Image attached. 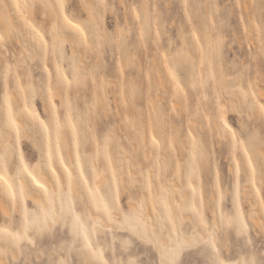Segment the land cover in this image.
<instances>
[{"label": "rangeland", "instance_id": "rangeland-1", "mask_svg": "<svg viewBox=\"0 0 264 264\" xmlns=\"http://www.w3.org/2000/svg\"><path fill=\"white\" fill-rule=\"evenodd\" d=\"M92 1H95V3L100 2L96 3V5L102 2L108 5L107 9L103 7L97 8L98 21H94L88 16L86 9L79 0H62L65 7L62 11L61 20H64V15H67L69 19L84 28L85 34L88 37L87 43H84L80 33L76 30H74L76 32H72L73 30H70V26L63 28L68 37L75 39L76 34L79 37L76 36L79 41L75 39L77 41V48L75 47L77 52L75 51V53L71 51V44H62L60 40H57L55 46L53 45L51 25L55 18L50 15H47L48 17L44 16V8L42 10L43 6L41 4L37 3L35 6L33 12L35 17L34 15L25 14L29 18L28 22L45 33V39L49 43L44 51L41 46L31 44L32 47L35 46L39 47L40 50L42 49V54H39V48L37 51L34 47L35 52L37 51L35 59L31 60L29 57H26L24 61L20 60L22 47H20L21 43L17 42V38L0 46V51H2L0 52V60L2 59L0 61V116L3 115L5 109L3 73L7 72L8 75L7 94L9 95L13 110L19 113L21 106L16 95H23L24 102L27 101L30 105L29 111H33L35 107L46 123L52 121L51 114L53 108L47 105L48 111L44 110V107H46L45 102L48 101L44 97L50 96L48 92L50 84L53 89V85L56 82L60 83L66 90L67 100L65 105H61L59 98L55 97V111L58 115H61L62 125L63 123L65 124L64 127L68 129L73 139V145L78 148L82 162L81 171L88 181V185L92 186L95 176L101 179L102 183L99 184V189H101L100 195L105 194L110 182L108 179L110 178V172L107 173L108 171H106L109 170L107 167L108 162H105L107 161L106 155L113 154L112 157L116 155V141L122 143V146L124 145L129 148L128 143L130 139L128 134H135L140 122H147L151 125L155 133L154 135L161 146L167 142L164 130L166 127H170V125L173 126L171 129L174 132L176 128L179 129V138H183L187 134L186 141H188L190 138L188 135L191 134L194 142L196 141L194 143L195 147H198L199 144L197 142L201 141L207 150L206 162L197 153L193 155V165L195 166L193 180H195V183L197 182V170L201 173V194L204 202V215L206 217L211 216L213 208L216 207L217 200H220L219 212L223 209L225 213L231 214L235 182L237 181L235 179L234 168L231 169V167L233 165L237 169V165H239L241 207L245 209L249 216L248 223L254 247L260 249L261 244L264 243V232H261L260 227L250 218L251 206L248 199H254L252 201L257 203V192L254 188H252V191L254 190L255 193L254 191L252 193L251 190L248 192L251 189L250 187L253 186L249 185L248 177L250 175L248 174L250 171L248 172L246 169L248 166H245L248 163H244L246 162L244 161L246 156L243 147H249L250 149L249 155L253 157V164L257 168L256 184L258 188H261L264 185L261 184L256 157L253 154V146L259 147L260 145V148H262V145L257 137L254 141L255 143L253 142V146L247 143L244 146H235L236 161L234 162L232 159L233 143L231 138L229 136L223 139L217 135L214 128V120L218 117L219 110L224 108L227 109L226 112L228 111L231 124L239 128L242 117L237 112L232 111V107L229 108L232 103L230 104L229 101L231 100L227 99V97H236V94H238L239 98H232L233 102H238L239 99H242L240 97V89L247 87L248 80L257 79L258 84L264 87V53L260 50V31L257 28V25H261L262 20H264V0H124L125 3L121 0ZM12 2H17L22 6V0H13ZM12 2H9V4L12 5ZM13 13L15 14V12ZM137 13L140 16L139 20L136 19ZM13 16L18 18L19 15L15 14ZM26 17L23 16L21 19H26ZM44 18H46V21L43 20ZM16 21L18 22L17 24H21L22 28H24L21 31V25H18L19 32H24V37H28L29 35L32 37V33L29 34L32 31L31 28L28 27L30 31H27L25 27L27 25L23 20L16 19ZM181 23L182 26H180ZM189 25L192 26V29L191 27L189 28ZM2 28L3 26L0 24V29ZM182 28L195 39L194 46L197 57L192 58L195 60V65L187 60V57L191 56L181 50L183 40L179 30ZM121 32L124 33V39L121 42H115L111 39L114 33L119 35ZM193 32H195V36ZM97 34L104 39L98 40ZM196 37H199V42H197ZM208 37L211 39L209 43L207 41ZM70 39L74 41V39ZM218 39L222 40V45L217 49L215 41ZM154 53L158 56L156 59L158 58V60H161V63L163 62V81L166 82L168 79L167 84L165 83L164 86L171 85L169 88L160 87L153 66ZM165 56L168 57L167 60H165ZM201 61H203V66H201ZM73 63L79 66L82 72H92L95 70V83L89 79L86 84L82 83L80 86H77L73 83L71 86H68L63 81L61 73L69 75V78H71L70 71ZM174 64L180 65L178 73L179 88H177L176 82L172 80L169 74V68L173 67ZM58 66L60 69L59 73L57 71ZM201 74H203L206 81L209 80L210 76L214 75L215 81H209V87H200L199 77ZM38 75L42 78V82L41 80L39 81L41 78L38 79ZM255 75H257V78H255ZM194 77L197 84L195 88L192 87ZM238 78L239 80L241 78L243 81L239 82ZM220 79H223L227 84L225 91H221L219 87ZM260 81L261 83H259ZM45 83H47L46 89L43 88V86H46ZM40 86L42 88H39ZM167 92L171 94L168 95ZM228 92H231V94H228ZM254 92L257 99H260L264 95L259 94L256 89H254ZM175 93L176 95L178 93L181 101L184 97L183 101L187 102L185 108H182L181 104L177 103L176 99L178 97H175ZM171 101H176V104L172 105ZM116 103L121 106L122 115L116 112ZM90 109L91 111H89ZM66 111L71 112L72 124H75L77 127V135L75 137L72 134L71 125L67 124L64 120L63 114ZM256 114L258 118L255 115V119L253 118L254 120L251 121H248L247 116L243 117L246 133L247 125L250 124L252 131L259 134L261 122L259 113L257 112ZM191 115L195 116L197 120L191 118ZM30 122L34 130V125L36 126L37 123L34 121L33 123L32 119ZM101 126L106 130L110 129L113 133V138L107 150L103 146L102 137L94 139L92 132L89 131V129L94 131ZM36 127L37 129L35 128L34 132H37L36 135H38L39 142L43 145V130L38 125ZM186 130L188 131L187 133ZM54 132H56L55 124L52 121L48 128V133L53 137ZM176 139L174 138V140ZM244 139L247 140V135ZM13 142L15 143L17 165L20 163V154L22 153L24 162L29 166V170L35 172L39 166L40 156L43 152L41 146L35 147L32 145L31 140L24 138L23 145L19 151L16 142ZM52 142L54 143V141ZM98 142L99 148L97 146ZM2 143L3 140H0V154L5 151V145L7 144L4 145ZM59 147L61 149L63 164L66 167H70L73 164L72 153L60 138ZM90 151H94L96 154V166H92L88 160ZM55 157L54 163L57 161L58 163H56L60 165L57 157ZM114 158L113 160H115ZM182 159L184 158L182 157ZM149 162V164L152 163V161ZM56 163L55 166H57ZM184 163L183 160L182 164ZM58 167L57 169H59ZM170 167L165 172V175H157L154 172L156 167H152V172H154L152 173V179H154L152 185L158 181L157 179L166 180L167 174L172 177V170L174 169L172 166ZM60 174H62L61 171ZM8 175L14 177L15 170H11ZM63 178L65 177L63 176ZM124 178L125 180H129L127 176ZM140 179V182L137 181L138 183L135 184L136 186L132 183L130 184L131 192L121 184L120 180L118 181V185L116 182L111 184L113 192H115L117 186L119 187L121 200L124 205H127L129 200H133L137 206H139L141 201H145V197L142 195V190L146 186L144 175H141ZM180 181H185L184 175H181ZM217 183L218 186H216ZM64 185H66L65 182ZM244 189L247 190L246 194L243 192ZM150 190L151 195L155 198V204L159 205L155 189L151 186ZM195 192L196 196H198V191ZM73 195L78 203L79 195L74 191ZM246 195L248 196L247 198ZM222 196L223 200H221ZM255 206L258 207L257 204ZM261 211H258V213L256 211V214L262 218ZM155 213L158 214L156 209ZM20 218L21 211L19 208L15 210L12 208L10 216L8 215L7 217L0 208V226L4 225L6 220L13 225H18ZM152 226L158 232L160 231L161 226L158 223ZM181 227L184 229L186 235H192L193 226L188 222L182 223ZM230 231L234 240L235 231L231 229ZM166 232L165 230L164 235H166ZM63 238H66L64 228L58 225L54 230L53 236L51 238L45 236L43 243L45 247H50L52 244L58 245L61 243ZM112 238L113 233H107L108 242H111ZM98 239H104L103 231L98 235ZM144 258L148 259L149 257ZM185 258L197 262L201 259L195 250L186 253Z\"/></svg>", "mask_w": 264, "mask_h": 264}, {"label": "snow or ice", "instance_id": "snow-or-ice-1", "mask_svg": "<svg viewBox=\"0 0 264 264\" xmlns=\"http://www.w3.org/2000/svg\"><path fill=\"white\" fill-rule=\"evenodd\" d=\"M61 11L64 9L62 0H59L57 5ZM35 5L19 3L9 5L0 0V20L3 22V28L0 29V46L7 44L14 38H18L19 29L13 20V9L15 14L21 17L24 16V11L29 8H34ZM44 7H56L45 4ZM86 7H89L86 5ZM93 8L103 7L107 9L108 5L101 4L92 6ZM135 11V9H133ZM93 19L99 20L95 11L91 12ZM136 19L140 16L137 13ZM64 20L80 33L84 43H87V35L84 28L79 24L74 23L67 15H64ZM24 23L31 28L33 40L39 38V43L43 48H47L48 40L45 39V33L38 31L27 19ZM260 31V50L264 53V20L261 25H257ZM195 36V32H193ZM70 37L62 35L60 30L54 25L52 30V42L60 40L62 44L68 43ZM97 39H104L97 34ZM115 42H121L124 39V33L113 34L112 38ZM199 42V37H196ZM217 49L222 45V40L215 41ZM168 57L165 56V60ZM187 60L195 65V60L192 57H187ZM203 66V61H201ZM60 72L59 66L57 67ZM180 65L174 64L169 68V74L177 88L180 87L178 73ZM69 75L61 73V77L68 86L75 83L80 86L86 84L89 79L95 83V70L92 72H82V69L73 63ZM4 80V102L5 109L0 116V140L9 141L5 145V151L0 154V189L11 201L13 210L19 208L21 210V218L18 225H13L7 220L4 225L0 226V264H264V243L260 249L254 247V241L249 235V216L244 208L241 207L240 199V169L237 165V190L232 199L231 214H227L220 210L217 218L215 208L212 210L210 217H206L202 212L193 207V211L199 217V230H193L192 235H186L182 227H178L171 213L168 220L171 222V227L167 228V235H164L165 229L159 232L155 227L150 225V216L145 214L146 202L141 201L139 206L129 200L127 205H124L121 200L120 190L117 186L115 192L112 191L111 184L116 182L118 178L113 172L111 181L104 195H98L101 191L99 188L87 189V196H84L82 191L79 194V202L77 203L73 195V177L68 173L67 185L61 183V177L56 176L53 189L50 191L46 186L47 182H42L41 179L34 175L29 170V166L24 163L23 154H20V164L16 163L15 142L21 138V125L24 124L25 132L27 133L31 125L27 123L25 113L31 117L33 121H38L46 131L50 127V123L54 121L57 137V148L59 147V138L61 130L65 125L61 123V115L56 113V104H52V121L46 123L41 119L39 114L34 111H29L30 105L25 102L24 108L20 113L13 110L12 104L9 102L7 94L8 75L3 73ZM209 81H215V76L209 77L206 81L203 74L199 77L200 87H209ZM192 87H197L195 77ZM221 91H225L223 83L219 84ZM23 90V89H21ZM51 84L48 92L52 94ZM57 91H62L60 85H57ZM239 102L233 103L232 111L237 112L242 117L239 128L234 127L228 120L224 118L226 109H220L218 112V120L222 121L223 133L222 138L230 136L235 146H244L246 143L251 145L259 138L262 145L258 165L260 169L261 184L264 185V95L260 99L256 98V93L249 92L244 88L240 89ZM91 111V109L89 110ZM259 113L261 128L259 134L252 131V126L247 125V133L245 132V122L243 117L247 116L248 121L253 120L256 113ZM64 120L71 125L72 134L77 135V127L72 124L71 112L66 111ZM92 132L93 138L102 137L103 146L107 150L110 144L113 133L110 129L98 127ZM14 134V135H13ZM247 135V140L244 137ZM194 139V138H193ZM153 143L158 141L155 136L152 137ZM51 144V141H49ZM99 148V142L97 144ZM195 148V145H194ZM245 156L247 157L248 167L251 169L250 183L255 188L257 168L253 164V157L249 155V147H243ZM203 153L201 152V156ZM52 150L49 148L48 161L51 166ZM15 170V176L6 178V173ZM67 171V169H65ZM55 176L56 170L52 169ZM25 173L31 178L32 183L41 192H36L31 188V185L26 189L23 182ZM83 177V172H81ZM10 180L12 182H10ZM21 181L19 188L14 187L15 181ZM151 177L148 178L149 188L151 186ZM87 185L88 181L84 180ZM257 193L262 194L259 200V205L256 210L264 208V187L256 188ZM223 200V196L221 197ZM27 201H30L27 203ZM164 207L167 208V202L161 200ZM256 210H253L252 217L254 218ZM155 211V206L153 207ZM4 215L7 217L8 213ZM64 228V235L61 243L52 244L50 247H45L43 241L45 236L51 238L54 234L56 226ZM260 231L264 232V216L260 224ZM231 230L235 231V239H232ZM103 230L104 239H94ZM107 233H113L111 242L107 240ZM195 250L197 255L201 257L200 261H192L185 258V254ZM144 257H149L145 259Z\"/></svg>", "mask_w": 264, "mask_h": 264}, {"label": "bare ground", "instance_id": "bare-ground-1", "mask_svg": "<svg viewBox=\"0 0 264 264\" xmlns=\"http://www.w3.org/2000/svg\"><path fill=\"white\" fill-rule=\"evenodd\" d=\"M8 1L9 0H7V2H5V0H3V2L8 3V4H9V2H12L13 0H10L9 2ZM79 1L82 3L84 8L86 9L88 16H90L93 19L92 15H91V12L94 10L96 16L98 17V9L97 8H93L92 6H95L96 3H100V2H96L95 3V1L93 2L92 0H79ZM121 1L125 3L124 0H121ZM37 3H39V4H41L43 6L42 10L44 8V11H43V15L44 16L45 15L46 16L50 15L51 17L53 16L55 18L54 22L51 25V35H52V30H53V26L54 25L60 30L62 35H66L63 28L65 26H69V25L66 23L65 20H61L62 11L57 6L58 5V0H22V6L24 4H29V5H35L36 6ZM11 4H14V3L12 2ZM45 4L50 5V6H56V7H47L46 8V7H44ZM86 5L89 6V7H86ZM126 9H127V7H126ZM246 9H248V7H246ZM34 10H35V7L25 10L24 11V17H26L25 16L26 13L28 15L30 14L31 16L34 15L33 14ZM12 11L15 12V9H13ZM15 17L16 16H13V20H14L15 25H17V26L21 25V24H17L18 22L16 21V19L23 20V22L25 20L23 18L21 19V17L19 18V16H18V18L17 17L15 18ZM34 17H35V15H34ZM46 18H44L43 20L46 21ZM26 19L28 20L29 18L26 17ZM93 20L97 21L96 19H93ZM20 23H21V21H20ZM0 24L3 26L2 20H0ZM30 24H32V23H30ZM24 25H23V27H24ZM180 26H182V23L180 24ZM25 27L27 28V31H30V29L28 30V26H25ZM33 27H35V26L33 25ZM190 27L192 29L191 25H189V28ZM21 28H22V25H21ZM35 28L38 31H40L39 28H37V27H35ZM70 28H71V26H70ZM129 29H131V28L129 27ZM20 30L22 31V30H24V28H22ZM70 30L71 31L73 30L72 32H76V31H74L75 29L71 28ZM25 31H26V29H25ZM31 33H32V31L29 32V34H31ZM179 33L182 35V40H183L182 46H181V50L187 52L192 58H196L197 57V52H196L195 46H194V40H195L194 37L191 36L189 34V32H186L183 28L179 30ZM73 34L75 35V33H73ZM24 35H25L24 32H19L18 38L16 39L19 44L20 43L22 44V46L20 44V47H22L21 59L20 60L24 61L26 57H29L31 60H33V58L35 59V57L37 56L36 54H37L38 48L41 46V44L39 43V38L37 37L36 40H33L32 37H30V35L28 36V34H27V36L29 38L28 37H24ZM34 35H35V33H32V36H34ZM76 36H77V34H76ZM76 36H75V39H77ZM70 38L74 39L73 37H70ZM75 39H74V41H75L76 45H74L75 43L71 39H69L70 43L68 42L69 45L71 44L70 48H71V51L73 53H75L76 48H77V41ZM77 40L79 41V39H77ZM34 41H36V42L32 43ZM207 41H208V43L211 41L210 37L207 38ZM72 43H74V44H72ZM31 44H35V46L37 44V46H39L37 48V47H35L33 45L36 48V50H37L36 52H35V48L32 47ZM39 50H40V48H39ZM44 50H45V48H43V51ZM40 51H39V54L40 53L42 54V49ZM0 52H2V51H0ZM43 56H45V55H43ZM156 57H158V56L155 55V53H154L153 54V66H154V69H155V73H156V75L158 77V81L160 83V87L163 86L165 89L167 87L169 88V86L171 87V85H168V86L166 85L167 87L164 86L165 83L168 82L167 81L168 79L166 80V82L163 81V76H162L163 75L162 74V68H163V64L162 63L163 62L161 63V60L159 59L160 60L159 61L158 58L156 59ZM156 60H158V61H156ZM1 63H4V62H1ZM20 63H21V65H23L22 62H20ZM29 73L32 74L31 72H29ZM39 76L40 75H38V79L41 78ZM255 76L254 77L257 78V75H255ZM40 80L42 82V78L39 79V81ZM164 80H165V78H164ZM238 80H239V78H238ZM241 80L242 79L240 78L239 82ZM259 80H260V78H259ZM220 83H223L224 88L227 89V84L224 82L223 79H220ZM259 83H261V81ZM45 84H46V86H43L44 89L47 88V83H45ZM58 84L62 88V91H57V85ZM30 85H31V83H30ZM258 85L259 84L257 82V79L256 80H252V81L248 80V85L244 89H246L249 92H253L254 89H256L259 92V94H264V87L262 85L261 86L260 85L258 86ZM39 88H42V87L40 86ZM168 90H166V91H168ZM170 92L172 93V91H170ZM171 93H168V95L171 94ZM12 94H13V92H12ZM21 94H22V92H21ZM162 94L164 95L163 92H162ZM228 94H231V92L230 93L228 92ZM237 95L238 94H236V97L235 96L234 97L237 98L238 97ZM66 96H67L66 90L62 87V85L60 83L56 82V84L53 85L52 94L49 97H44V99L48 100L47 102H45L46 107H44V110L46 109L45 111H48L47 110L48 106H50L52 108V104L53 103L56 104L55 97L59 98V100L61 102V105H65L66 100H67ZM176 96L178 97V93H177V95L175 93V97ZM8 97H9V95H8ZM230 97L229 98L227 97V99L231 100V101H229L230 104L232 103L231 106H229V108L233 107V103H236V102H233L234 100H232V98H234V97H232V96H230ZM16 98L19 99V101H20V106H21L20 111H21L24 108V106H25L24 96L23 95H21V96L16 95ZM44 99L42 98V100H44ZM178 99H179V97L176 99L177 103L181 104L182 108H185L187 106V104H186L187 102L183 101L184 97H183L182 101L179 99V102H178ZM172 101H171L172 105L176 104L175 103L176 101H174V102H172ZM236 101H238V99H236ZM9 102H10V100H9ZM118 104L120 105L119 102H118ZM119 105H117V103H116V112L118 114L122 115V108ZM231 109H229V110H231ZM20 111H19V113H20ZM33 111L38 113L40 118L43 119L41 117L40 113L37 111V109L35 107H34ZM223 114H224V118L226 120H228L229 123H231L230 118L228 116V111L227 112L225 111ZM191 116H190L191 118H195V116L194 117H193V115H191ZM256 116H257V114H256ZM25 118L27 120V123L29 125H31V127H30V129H28V131L26 133L25 132V128H24V124L22 123V125H21L22 135H21L20 140L18 142H16L17 147L19 148V151H20L21 146L23 145V139L24 138L28 139V140H31L32 145L35 146V147H40L41 146V149H42L43 152H42V154L40 156V163H39V166L37 167V169L35 170V172H33V174L37 175V177L39 179H41L42 182L46 181L47 182L46 186L49 188L50 191L53 189V186H54L55 180H56V176L61 177V183L64 184V182H65V184L67 185V178H68V173L69 172L72 174V177H73V191L76 192L78 195L82 191L83 195L87 196L88 195L87 189L89 187L94 188V189L95 188H99V184H101L102 181H101V179L98 176H95L92 186H89L88 184L87 185L84 184V180H86V178L84 176L81 177V172H82L81 171L82 170L81 157H80V154L78 152L77 146L73 145V139L71 138V135L68 132V129L66 127L62 128L61 134H60V139L62 140L64 145L68 148V150L71 151V153H72L73 164H71L70 167H66L63 164V162H62L61 149H60V147L57 148L56 132H54L53 133V137H51L49 135V133H48V130L46 131L42 126H40L38 121H34V122L37 123L38 127L40 126V128L43 130V145H41L40 142H39V139H38V135H36L37 132L36 133L34 132L35 128L37 129V127H36L37 125L36 126L34 125V130H33L32 124L30 122L31 117L26 116V113H25ZM257 118H258V116H257ZM194 120H197V118H195ZM214 121H215L214 122V128L216 129L217 135L219 137H222V133L224 131L223 127H222V121L218 120V117L215 118ZM32 122H33V120H32ZM256 123H258V122H256ZM63 125H65V124L63 123ZM171 127H173V126L170 125V127H166L165 128V130H164L165 132L164 133H165L167 142H166L165 145L161 146V144H159V143H157V144L153 143L152 137L155 136L154 135L155 133L152 130L151 125L149 123H147V122H140L139 128L136 131V133L135 134H131V133L128 134L129 135V139H130L129 143L127 142L129 144L128 145L129 148L125 147L124 145L122 146V143H120L119 141H116V145H115L116 155L114 154L116 157L115 156L112 157L113 154H111V155L107 154L106 155L107 161H105V162H108V166H107V163H106V166L108 167L109 170H106L107 168L105 170L108 171L107 173L110 172V178H108L110 181H111L113 172H115L116 176L118 178V181L120 180V182H122L121 184L124 185L126 188H128L130 192H131L130 184L132 183V184H134V186H136L135 184L140 182V180H141L140 179L141 175H144L145 181H146V186L142 190L143 194L142 193L141 194L145 197V202H146L145 214L150 216V220H149L150 225L158 223L159 226H161L160 230L162 228L165 229V230L167 228H170L171 227V222L168 220V216L171 213V215L174 217L175 223L177 224L178 227H181L182 223L188 222L190 225L193 226V230H197L198 231L199 230V227H198L199 226V217H198L197 213L193 211V207H196L198 209V211L202 212L203 214H205V211H204V206H203V204H204L203 197H202V194H201L202 186H201V177H200L201 173H200V171L198 172V170H197V172H196L197 182L195 183V180H193L194 179L193 178V176H194L193 174L195 173V166L193 165V155H194V153H197L206 162L207 161L206 160L207 159V156H206L207 155V150H206V147L204 146L203 142H201V141L197 142L199 145H198V147L194 148V143L196 141L194 142V139H193L192 135L189 134L191 131L188 133L189 134L188 136L190 138H189L188 141H186L187 140L186 139L187 134H186L185 137H183V138L180 137L179 138V135H180L179 134V129L176 128L175 129L176 131L174 132L171 129ZM187 130H186V133L188 132ZM40 135H41V133H40ZM174 138H177V139L174 140ZM223 139H225V138H223ZM49 141H51V144H49ZM52 141H54V143ZM6 143L8 144L9 141L3 140L2 144L5 145ZM53 145H54L55 148L53 147ZM253 145L254 144H252V146ZM50 147H51V150H52L51 166H49V161H48V153H49V148ZM53 148H54V151H53ZM260 151H261L260 145H259V147L258 146L257 147L253 146V154L256 157L255 159H256V163H257V167H258L259 173H260V169H259V165H258V160L260 158V156H259ZM201 152L203 153L202 156H201ZM232 153H233V158L232 159L235 162L236 161V155H235L234 146H232ZM54 156L57 157V160L59 161V163L61 165V166L58 165L57 164L58 162L55 161V163L57 162L56 164H57V166H59L58 167L59 169H57V166H55L54 160H56V159H54ZM182 157L184 159L181 160ZM113 158L115 160L118 158L116 160L117 163H116L115 160H113ZM88 160L90 161L92 166H96L97 165L96 154H95L94 151H90V153L88 154ZM183 160L185 162L184 164H182ZM149 161H152V163L149 164L150 163ZM244 161H246L244 163H247V157H246V159ZM231 163H233V162H231ZM170 166H172L173 169H174V170H172L173 171L172 177H171V175L167 174V179L166 180L163 181V180L157 179L158 181L154 182L153 185H152V182L154 181V179H152V173L155 172L157 175H160V174L161 175H163V174L165 175V172H167V170H168V168ZM245 166H248V164L245 165ZM152 167H154V168L156 167V169H154V172H152L153 171ZM60 168H61V170H60ZM232 168H234L235 179L237 180L236 167H234L232 165L231 169ZM52 169L56 170L55 176L53 175ZM65 169H67V171H65ZM246 169H247L248 172L250 171L249 174L247 173V171H245L248 175H250V177H248V179H249L248 181L250 182L251 169L249 167L246 168ZM60 171H61L62 174H60ZM5 175H6V178L10 177L8 175V173H6ZM62 175L65 177V178H63V179H65V181H63V179H62V177H63ZM105 175H107V174L105 173ZM181 175L185 176V181L184 182L180 181ZM126 176L129 178V180H125L124 177H126ZM149 176L151 177V181H152L151 182V186L156 191L157 199L159 200V205L155 204V201H154L155 198H153V196L151 195V192H150L151 191L150 190L151 186L149 188V185H148ZM10 182H12V181L10 180ZM20 182L21 181H19V180L15 181L14 187L16 188V190H18ZM23 182L25 184L26 189L28 188L29 185H31V188L33 190H35L36 192H41V190L37 189L35 184L32 183L31 178L28 177L26 173L24 175ZM236 182H235V192L237 190V183ZM0 183H2V182H0ZM66 185H65V187H66ZM249 185H252V184L250 183ZM216 186H218V183H217ZM250 188L251 189H249L248 192L250 190L252 191V188H254V187H250ZM256 188H258L257 184H256V186L254 188L255 191H256ZM195 191H198V196H196V194H195L196 192ZM246 191H247L246 189L243 190V192L245 194L247 193ZM253 191H252V193H253ZM255 191H254V193H255ZM256 194H257V203L253 202L252 200H254V199H251V198H250L251 200L248 199V202L250 203V206H251L250 218L259 227L260 224L262 223L261 216L259 215L260 217H258L256 212H255L254 218L252 217L253 210L257 209V207L255 205L256 204L259 205V200L261 199V194H259V193H256ZM98 195H100V192L98 193ZM247 197L248 196L246 195V198ZM162 199L167 202V205H168L167 208H165L163 203H161ZM27 203L30 204V201H27ZM219 204H220V200H217L216 207H215V210L217 212V218L219 216V210H218ZM154 206H155V209L157 210L158 214H156L155 211H153V207ZM0 208H1L3 213L7 212L8 215L10 216V213L12 211L11 201L4 194L2 189H0ZM261 209H262V211H261ZM261 209L256 210V211H257V213H258V211H261L262 216H263L264 215V208H261ZM101 231H103V230H101ZM166 235H167V232H166ZM249 235L252 238V235H251L250 232H249ZM94 239H98V236L94 237Z\"/></svg>", "mask_w": 264, "mask_h": 264}]
</instances>
